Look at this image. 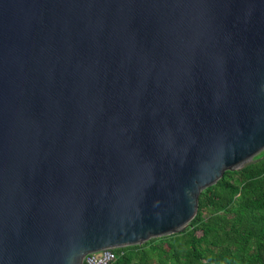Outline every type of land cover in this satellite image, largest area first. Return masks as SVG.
<instances>
[{"label": "water", "instance_id": "water-1", "mask_svg": "<svg viewBox=\"0 0 264 264\" xmlns=\"http://www.w3.org/2000/svg\"><path fill=\"white\" fill-rule=\"evenodd\" d=\"M263 160L264 0H0V264L183 232Z\"/></svg>", "mask_w": 264, "mask_h": 264}, {"label": "trees", "instance_id": "trees-1", "mask_svg": "<svg viewBox=\"0 0 264 264\" xmlns=\"http://www.w3.org/2000/svg\"><path fill=\"white\" fill-rule=\"evenodd\" d=\"M114 252L113 264H264V160L203 191L183 232Z\"/></svg>", "mask_w": 264, "mask_h": 264}, {"label": "built area", "instance_id": "built-area-1", "mask_svg": "<svg viewBox=\"0 0 264 264\" xmlns=\"http://www.w3.org/2000/svg\"><path fill=\"white\" fill-rule=\"evenodd\" d=\"M115 260L116 254L114 250H104L89 254L83 264H113Z\"/></svg>", "mask_w": 264, "mask_h": 264}]
</instances>
